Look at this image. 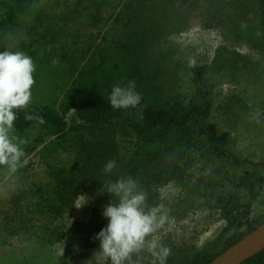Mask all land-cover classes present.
Masks as SVG:
<instances>
[{
  "label": "rangeland",
  "instance_id": "rangeland-1",
  "mask_svg": "<svg viewBox=\"0 0 264 264\" xmlns=\"http://www.w3.org/2000/svg\"><path fill=\"white\" fill-rule=\"evenodd\" d=\"M169 8L161 0H36L32 14L0 39V51L19 39L18 49L36 69L28 110L51 105L62 115L80 77V84L102 80L113 54L142 45L136 90L159 102L192 104L201 74L212 119L221 134L230 135L232 155L214 160L191 127L152 137L150 144L122 120L91 123L74 112L64 134L35 127L21 137L27 163L14 175L0 169V264H95L100 242L93 238L107 225L103 207L114 199L103 190L104 181L121 176L137 179L148 205L161 206L172 220L156 233L171 249L167 264H183L177 252H210L247 232L227 227L212 207L245 174L264 178L258 166L264 162V31L253 19L186 29V19L165 13ZM108 160L117 168L106 176ZM49 162L65 171L60 184L50 178ZM40 202L52 203L53 211L39 214ZM263 219L264 185L250 227ZM140 264H150L146 253Z\"/></svg>",
  "mask_w": 264,
  "mask_h": 264
},
{
  "label": "trees",
  "instance_id": "trees-1",
  "mask_svg": "<svg viewBox=\"0 0 264 264\" xmlns=\"http://www.w3.org/2000/svg\"><path fill=\"white\" fill-rule=\"evenodd\" d=\"M36 0H0V39L10 36L20 25L22 19L32 14ZM170 4L165 13L175 16H183L186 23L183 28L208 27L218 28L224 24L234 22L240 25L253 19L260 22L264 31V0H161ZM141 38L136 33L133 35ZM120 57L127 61L118 63ZM145 49L142 45H133L131 50L124 53L121 50L113 54L109 76L95 82L90 78L89 82L80 84V78L69 92L64 102V112L58 113L51 105H44L28 110L43 117L44 123L35 120L24 119L25 112L17 113L15 122L16 134L25 136L35 127L42 128L52 135L64 134L67 129V115L74 112L77 118L85 122L97 123L98 121L122 120L129 126L134 135L146 138V143H151V138H169L175 132L195 128L196 135L204 138L208 144V150L217 162L229 158L232 153L230 149V135L221 134L217 123L212 119L214 107L209 92L206 91L205 81L199 75L198 100L192 104L184 102H159L155 98L148 97L145 93L137 90L142 95V115L138 109H113L108 101L111 88L118 82L127 83L129 80H136L142 76ZM264 167V162L258 164ZM47 172L55 182L61 183L66 174L51 162L46 164ZM264 185V178H256L245 174L240 178V184L235 186L231 192L214 202L213 210L220 214L221 220L227 227L240 231L247 229L245 234L232 244L217 247L210 252H177L176 256L183 261V264H209L214 258L228 248L235 245L247 234L264 223V219L258 226L251 228V220L254 207L258 201L260 189ZM240 193L245 195L244 198ZM41 215H47L53 211V204L40 202L37 204ZM175 214V213H174ZM100 232V231H99ZM97 232V233H99ZM81 257L76 258L72 263L77 262ZM242 264H264V250L246 260Z\"/></svg>",
  "mask_w": 264,
  "mask_h": 264
},
{
  "label": "clouds",
  "instance_id": "clouds-1",
  "mask_svg": "<svg viewBox=\"0 0 264 264\" xmlns=\"http://www.w3.org/2000/svg\"><path fill=\"white\" fill-rule=\"evenodd\" d=\"M10 40L8 48L0 51V169L14 175L27 163V141L16 134L17 113L24 111L27 121L43 124L44 119L28 111L36 82L35 63L18 49L19 39ZM57 62L53 60L54 65ZM107 99L113 109L134 108L143 113L142 95L134 80L114 84ZM116 168V161L108 160L102 171L107 176ZM103 190L114 199L103 207L107 225L93 238L100 242L93 257L95 264H140L145 253L150 264H167L171 249L156 233L172 222L168 213L161 206L148 205L147 191L132 176L106 180Z\"/></svg>",
  "mask_w": 264,
  "mask_h": 264
},
{
  "label": "water",
  "instance_id": "water-1",
  "mask_svg": "<svg viewBox=\"0 0 264 264\" xmlns=\"http://www.w3.org/2000/svg\"><path fill=\"white\" fill-rule=\"evenodd\" d=\"M264 250V223L214 258L209 264H242Z\"/></svg>",
  "mask_w": 264,
  "mask_h": 264
}]
</instances>
